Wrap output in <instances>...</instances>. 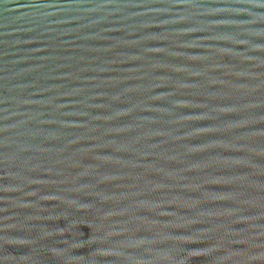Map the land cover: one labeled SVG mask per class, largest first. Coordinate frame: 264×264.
<instances>
[{
	"label": "water",
	"instance_id": "95a60500",
	"mask_svg": "<svg viewBox=\"0 0 264 264\" xmlns=\"http://www.w3.org/2000/svg\"><path fill=\"white\" fill-rule=\"evenodd\" d=\"M0 264H264V0H0Z\"/></svg>",
	"mask_w": 264,
	"mask_h": 264
}]
</instances>
